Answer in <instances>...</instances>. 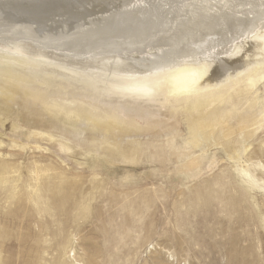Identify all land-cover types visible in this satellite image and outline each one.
<instances>
[{
  "label": "rangeland",
  "instance_id": "rangeland-1",
  "mask_svg": "<svg viewBox=\"0 0 264 264\" xmlns=\"http://www.w3.org/2000/svg\"><path fill=\"white\" fill-rule=\"evenodd\" d=\"M41 63L0 50V264H264V63L154 102Z\"/></svg>",
  "mask_w": 264,
  "mask_h": 264
},
{
  "label": "bare ground",
  "instance_id": "bare-ground-1",
  "mask_svg": "<svg viewBox=\"0 0 264 264\" xmlns=\"http://www.w3.org/2000/svg\"><path fill=\"white\" fill-rule=\"evenodd\" d=\"M6 49L44 61L39 72L126 98L187 97L264 63V0H0Z\"/></svg>",
  "mask_w": 264,
  "mask_h": 264
}]
</instances>
